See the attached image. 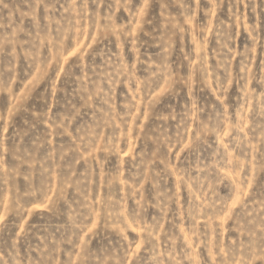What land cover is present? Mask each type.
<instances>
[{
    "label": "rangeland",
    "instance_id": "1",
    "mask_svg": "<svg viewBox=\"0 0 264 264\" xmlns=\"http://www.w3.org/2000/svg\"><path fill=\"white\" fill-rule=\"evenodd\" d=\"M0 264H264V0H0Z\"/></svg>",
    "mask_w": 264,
    "mask_h": 264
}]
</instances>
